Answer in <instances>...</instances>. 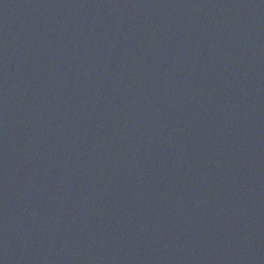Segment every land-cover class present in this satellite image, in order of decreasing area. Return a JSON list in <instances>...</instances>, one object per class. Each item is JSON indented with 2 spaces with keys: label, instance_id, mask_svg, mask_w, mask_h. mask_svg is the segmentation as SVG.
Masks as SVG:
<instances>
[{
  "label": "water",
  "instance_id": "water-1",
  "mask_svg": "<svg viewBox=\"0 0 264 264\" xmlns=\"http://www.w3.org/2000/svg\"><path fill=\"white\" fill-rule=\"evenodd\" d=\"M0 264H264V0H0Z\"/></svg>",
  "mask_w": 264,
  "mask_h": 264
}]
</instances>
